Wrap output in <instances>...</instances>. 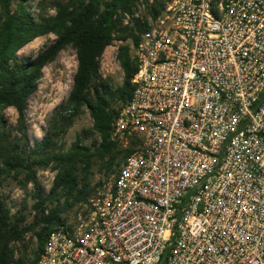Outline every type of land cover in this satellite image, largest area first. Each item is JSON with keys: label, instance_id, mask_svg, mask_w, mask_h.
<instances>
[{"label": "built area", "instance_id": "2783aa9c", "mask_svg": "<svg viewBox=\"0 0 264 264\" xmlns=\"http://www.w3.org/2000/svg\"><path fill=\"white\" fill-rule=\"evenodd\" d=\"M145 20L110 132L135 145L37 264H264V0H163Z\"/></svg>", "mask_w": 264, "mask_h": 264}, {"label": "trees", "instance_id": "16d2710c", "mask_svg": "<svg viewBox=\"0 0 264 264\" xmlns=\"http://www.w3.org/2000/svg\"><path fill=\"white\" fill-rule=\"evenodd\" d=\"M26 1L0 0V187L9 175L24 186L31 183L35 213L33 221L25 223L26 216L10 214L0 195V264H37L49 233L67 220L63 211L88 196V178L79 185L78 165L84 162L87 170L91 160L99 158L105 161L106 170H111L134 147L135 140L127 148L118 147L110 139V132L118 113L116 100L125 103L131 97L135 60L127 44L119 46L117 57L124 73L123 82L111 88L100 75V58L114 39L129 37L133 45L137 44L147 26L143 16L142 19L134 16L139 0H52L49 6L55 13L37 18L26 9ZM144 2L153 17L163 6V0ZM47 33L55 35L52 43L33 58L18 59L21 47ZM69 45L75 50L77 62L71 89L67 98L53 109L42 138L30 146L29 97L43 67ZM7 107H13L17 113L15 125L7 124L3 112ZM84 108L89 111L99 143L92 151L83 145L82 139L88 137V130H83L84 135H77L71 146L63 150L61 137ZM50 164L55 165L56 173L50 191L43 194L36 172ZM62 192L64 204L57 203L45 213L47 202L58 201ZM28 231H33L37 241L33 257L29 260L24 254L15 257L11 243L23 240Z\"/></svg>", "mask_w": 264, "mask_h": 264}, {"label": "rangeland", "instance_id": "374dc122", "mask_svg": "<svg viewBox=\"0 0 264 264\" xmlns=\"http://www.w3.org/2000/svg\"><path fill=\"white\" fill-rule=\"evenodd\" d=\"M51 1L52 0H27L25 2V7L34 18H37L40 15H53L55 10L49 6ZM15 6L16 4L13 3L12 8H15ZM135 13L143 16V19L149 15L144 0L138 1ZM54 39L55 35L53 33H47L34 38L17 51L18 59L23 60L35 57L39 52L52 43ZM124 44L129 46L130 54H132L131 39L127 37L125 39H114L112 43L105 48L100 58V75L111 88H116L123 82L124 73L117 55L119 46ZM76 65L75 50L69 45L61 50L54 60L50 61L43 67L42 75L37 86L29 97L27 108V139L30 146L33 145L35 141L42 138L48 127V121L53 109L67 98L72 86V78ZM123 104V102L116 100V109L119 110ZM3 112L7 124L15 125L17 118L15 109L13 107H7ZM92 126L93 122L89 111L84 108L81 114L75 118L72 125L61 137L60 143L63 150H67L71 146L77 135H84V133H82L83 130H88V137L82 139V144L89 146L92 151L99 143V136L97 132L92 129ZM131 145L132 144L127 147ZM117 146L120 148H127L123 147L118 142ZM104 163L105 161H102L99 158H93L87 170L84 169V162L78 165L77 174L79 185H82L84 178H88L87 197L93 194L95 189L100 186L102 182L107 181L112 177L117 169L116 164H114L111 170H106ZM55 173L56 169L53 164L37 170V179L40 183L43 194H48L50 191ZM33 190L31 183L24 186L11 175L4 179L2 186L0 187V195L4 198L10 214H24L26 216L25 223L32 222L35 213L33 209V204L35 202V199L33 198ZM64 199L65 194L62 192L58 201L53 199L54 201L47 202L45 205V213L51 208H54L57 203L59 206H62L64 204ZM69 200H71V198ZM80 203L73 204L71 208L63 211V215L67 219H70L73 216V211H75ZM36 230H39V227H37ZM11 246L14 249L15 257L24 254L28 260L31 259L33 257V251L37 246L36 237L33 231H28L24 235L23 240L14 241L11 243Z\"/></svg>", "mask_w": 264, "mask_h": 264}]
</instances>
